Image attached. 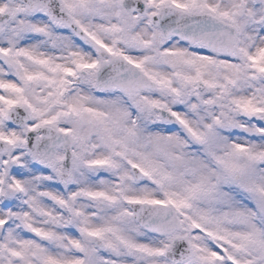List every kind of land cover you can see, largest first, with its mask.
<instances>
[{"label": "snow or ice", "instance_id": "1", "mask_svg": "<svg viewBox=\"0 0 264 264\" xmlns=\"http://www.w3.org/2000/svg\"><path fill=\"white\" fill-rule=\"evenodd\" d=\"M0 264H264V0H0Z\"/></svg>", "mask_w": 264, "mask_h": 264}]
</instances>
